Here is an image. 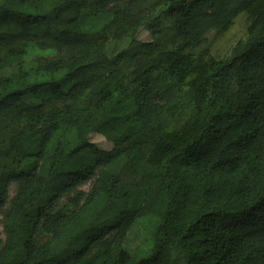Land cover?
Here are the masks:
<instances>
[{"label": "trees", "instance_id": "obj_1", "mask_svg": "<svg viewBox=\"0 0 264 264\" xmlns=\"http://www.w3.org/2000/svg\"><path fill=\"white\" fill-rule=\"evenodd\" d=\"M0 188V264H264V0H0Z\"/></svg>", "mask_w": 264, "mask_h": 264}, {"label": "rangeland", "instance_id": "obj_2", "mask_svg": "<svg viewBox=\"0 0 264 264\" xmlns=\"http://www.w3.org/2000/svg\"><path fill=\"white\" fill-rule=\"evenodd\" d=\"M214 20L213 16H205L202 18V24L207 26L211 24ZM248 27V17L246 15H234L231 14L227 18L220 20L218 22V30L212 31L208 35V39L210 42L211 55L215 58H225L229 56L233 50V48L238 44V42L245 39L247 34ZM152 37L149 32L146 30L141 31L138 41L141 43L150 42ZM54 51H48L43 53H36L32 59H40V58H53L55 57ZM110 84L104 83L101 84V87H108ZM132 87H135L132 84ZM170 97L169 93L157 92L154 95V101L157 103H165L168 101ZM201 120L204 119L203 116L200 117ZM144 121H147L146 114L144 115ZM92 124L94 125L95 132L91 135V141L98 145L104 151H110L113 148V144L108 142L102 134H108L110 132L107 124L101 119H95ZM198 128H195L190 134L180 137H169L172 142L174 149L178 150L182 148L186 143L191 141V139L197 134ZM1 189V188H0ZM90 184L81 188V191L89 192ZM16 186L11 188V198H13L16 194ZM66 201H63L62 204H65ZM0 238L5 241L4 235V227L3 220L0 221Z\"/></svg>", "mask_w": 264, "mask_h": 264}]
</instances>
